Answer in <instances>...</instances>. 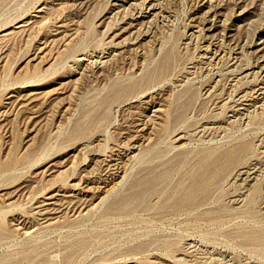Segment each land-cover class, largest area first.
I'll return each mask as SVG.
<instances>
[{
	"label": "rangeland",
	"instance_id": "1",
	"mask_svg": "<svg viewBox=\"0 0 264 264\" xmlns=\"http://www.w3.org/2000/svg\"><path fill=\"white\" fill-rule=\"evenodd\" d=\"M142 1L0 0V264H264V0Z\"/></svg>",
	"mask_w": 264,
	"mask_h": 264
},
{
	"label": "bare ground",
	"instance_id": "2",
	"mask_svg": "<svg viewBox=\"0 0 264 264\" xmlns=\"http://www.w3.org/2000/svg\"><path fill=\"white\" fill-rule=\"evenodd\" d=\"M79 1V0H78ZM127 2H128V0H126ZM156 1V0H155ZM145 2V0H143L142 1V4ZM147 3H148V5L146 6V9H145V12L147 13V15L145 16V17H142V18H146V17H154L155 16V14L156 13H154V12H150L153 8H154V4L155 3H152V2H150V1H146ZM150 2V3H149ZM154 2V1H153ZM164 3V2H163ZM64 4V3H63ZM68 4V3H67ZM74 4V3H73ZM81 4V3H80ZM131 4V3H130ZM75 5V4H74ZM70 6V5H69ZM209 6V5H208ZM139 8V7H138ZM162 8V7H161ZM38 11H40L39 9H38ZM114 11V10H113ZM207 11V10H206ZM145 13V14H146ZM117 15V14H116ZM49 18V17H48ZM209 19V18H208ZM241 19V18H240ZM40 20V19H39ZM44 20V19H43ZM138 20L139 19H135V22H138ZM150 20V19H149ZM154 20V19H153ZM211 20V19H210ZM130 21H131V19H130ZM141 21V20H140ZM142 21H143V19H142ZM39 22V21H38ZM40 22H41V20H40ZM19 23V22H18ZM43 23V22H42ZM210 23V22H209ZM133 24V23H132ZM210 25V24H209ZM23 26V24L22 23H19V24H16L15 26H14V28H21ZM139 26V25H138ZM205 26V25H204ZM203 26V27H204ZM233 27V26H232ZM147 29V28H146ZM235 29V28H234ZM5 31V30H4ZM143 32V31H142ZM75 33H77V32H75ZM130 35V34H129ZM3 37V36H2ZM6 37V36H5ZM262 37V36H261ZM111 38H113V37H111ZM110 39V38H109ZM262 42V41H261ZM263 42H264V40H263ZM208 45V44H207ZM112 46V45H111ZM151 48V47H150ZM215 48V47H214ZM138 50V49H137ZM116 52V51H115ZM117 53V52H116ZM122 52L119 50V55L121 54ZM102 54V53H101ZM114 54V53H113ZM112 54V55H113ZM103 55V54H102ZM129 55V54H128ZM89 57V56H88ZM108 57H109V55H108ZM114 58V57H113ZM78 59H84V58H78ZM110 59V58H109ZM171 60V59H170ZM103 61H105V62H107L108 60H107V58L105 59V60H103ZM102 61V62H103ZM169 61V60H168ZM168 61H166V62H168ZM104 62V63H105ZM96 63V62H95ZM99 63V62H98ZM170 63V62H169ZM79 64V63H78ZM264 64V63H263ZM101 65V64H100ZM171 65V64H170ZM49 66V65H48ZM167 66V65H166ZM72 68V67H71ZM87 68V67H86ZM85 68V66L83 65V67H82V69H86ZM262 68V67H261ZM164 69V68H163ZM95 70V69H94ZM165 70H166V68H165ZM79 72V71H78ZM93 73H95V72H93ZM96 73H97V77H99L100 75H102V69H99V70H97L96 71ZM246 75V74H245ZM149 77V76H148ZM86 78V77H85ZM74 81H75V79H73ZM70 81V80H69ZM73 81V82H74ZM74 89V88H73ZM208 91V90H207ZM72 93V92H71ZM149 99V98H148ZM142 103V102H141ZM145 106V105H144ZM66 108H68V107H66ZM154 111H159V108L158 107H156L155 109H154ZM65 112V111H64ZM233 115V114H232ZM142 121V120H141ZM217 126V125H216ZM140 128V127H139ZM202 128V127H201ZM222 128V127H221ZM222 131V130H221ZM116 135V134H115ZM134 136V135H133ZM98 137V136H97ZM122 144V143H121ZM184 144V143H183ZM246 145H247V143H245ZM28 145V144H27ZM136 145V144H135ZM93 146H94V144H93ZM133 146V145H132ZM94 148V147H93ZM231 148V147H230ZM250 149V148H249ZM248 149V150H249ZM243 150H245V148L243 147V146H236V147H234V148H232V149H230L229 151H226L227 153L225 154V155H223L225 158H224V160H222L223 162L221 163V166H223V165H225V164H227L228 162H230L231 160H233V157L234 156H236L238 153L240 154V152H242ZM117 152V151H116ZM223 152V151H222ZM246 153V151L244 152V154ZM208 154H210V152L208 153ZM221 154V153H220ZM238 154V155H239ZM242 154H243V152H242ZM238 155H237V158H238ZM241 155V154H240ZM239 155V156H240ZM206 156V155H205ZM214 156V155H213ZM217 156V155H216ZM219 157L220 156H218V158L217 159H219ZM15 158V157H14ZM205 158V157H204ZM215 158V157H214ZM95 159V158H94ZM94 159H93V161L92 162H96L99 166L98 167H103V169L106 171V172H108V176L106 175H104L105 177H103V178H100L99 176V178H100V180H99V184L98 185H96L94 188H97V190H101L100 192H103V195H104V193H106L108 190H110L111 189V187H113L112 185L115 183H113V180L114 179H116V177H118L119 175H118V173L120 172V168L122 167V160H121V156L120 155H117V154H112V155H109L108 156V158L107 159H101V158H96L95 159V161H94ZM210 159H212V158H210ZM223 159V158H222ZM240 159V158H239ZM204 160V159H203ZM208 160V159H207ZM214 160H216V159H214ZM236 160H238V159H236ZM217 161V160H216ZM220 161V160H219ZM126 162V161H125ZM204 162V161H203ZM203 162H202V164H203ZM218 162V161H217ZM221 162V161H220ZM205 163H207V161L205 162ZM209 163V162H208ZM233 163V162H232ZM96 164V165H97ZM128 164V163H127ZM216 165H218L217 163H215ZM214 164V165H215ZM200 165H201V163H200ZM210 165H212V164H210ZM216 165H215V168H216ZM230 165H231V163H230ZM229 165V166H230ZM92 167V166H91ZM95 167V166H94ZM202 167V166H201ZM207 167V166H206ZM205 166H204V168H206ZM209 167H213V165L212 166H209ZM219 167H220V165H219ZM214 168V167H213ZM212 168V169H213ZM228 168V167H227ZM102 169V170H103ZM199 171H200V169L199 168H197ZM217 169H219V168H217ZM95 170V169H94ZM101 170V171H102ZM208 168H207V171L205 170V172L204 173H209L208 172ZM211 170V169H210ZM98 171V170H97ZM198 171V172H199ZM214 171H216V170H214ZM213 171V172H214ZM223 171V170H222ZM91 172V171H90ZM211 172H212V170H211ZM211 172L209 173V174H211ZM212 172V173H213ZM194 173H196L195 171H194ZM201 172H199V174H200ZM215 173H219V172H215ZM243 174L244 173V175L246 176V178H248L249 176L250 177H253V176H251V174L253 173V171H251L250 173H249V171L248 170H246V171H240L238 174ZM198 174V175H199ZM87 175V174H86ZM208 175V174H207ZM206 175V176H207ZM215 174H213L211 177H213ZM254 175V174H253ZM201 176V175H200ZM204 176V175H203ZM249 177V178H250ZM97 178V177H96ZM254 178V177H253ZM251 179V178H250ZM90 180V179H89ZM250 181V180H249ZM252 181V180H251ZM98 182V181H97ZM117 182V181H116ZM195 183V182H194ZM88 184V183H87ZM95 185V184H94ZM191 185V184H190ZM189 185V186H190ZM92 186V185H91ZM250 186V185H249ZM85 187V186H84ZM88 187H90L89 185H88ZM188 187V186H187ZM186 187V188H187ZM87 188V187H86ZM189 188H191L192 189V187H189ZM195 188V187H194ZM198 188V187H197ZM188 189V188H187ZM94 191H96L95 189H94ZM93 191V192H94ZM183 191H185V189L183 190ZM192 191H193V189H192ZM182 192V191H181ZM181 192H180V195H181ZM190 192L191 191H189V192H187V194H190ZM192 193V192H191ZM95 194V193H94ZM101 194V193H100ZM187 194L186 195H183V196H187ZM193 194H195V189H194V193ZM102 195V196H103ZM101 196V197H102ZM191 196V195H190ZM100 197V198H101ZM181 197H182V195H181ZM180 198V197H179ZM191 198V197H190ZM181 200V199H180ZM183 200H185V199H183ZM91 201V200H90ZM183 202V201H182ZM214 256V255H213ZM220 257V256H219ZM211 259V258H210ZM217 259V258H216ZM221 261V260H220ZM222 262V261H221ZM220 262V263H221Z\"/></svg>",
	"mask_w": 264,
	"mask_h": 264
}]
</instances>
